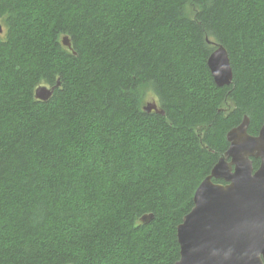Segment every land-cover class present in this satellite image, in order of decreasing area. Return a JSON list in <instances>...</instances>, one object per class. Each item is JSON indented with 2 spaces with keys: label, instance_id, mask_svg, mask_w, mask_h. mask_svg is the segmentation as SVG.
Segmentation results:
<instances>
[{
  "label": "trees",
  "instance_id": "trees-1",
  "mask_svg": "<svg viewBox=\"0 0 264 264\" xmlns=\"http://www.w3.org/2000/svg\"><path fill=\"white\" fill-rule=\"evenodd\" d=\"M0 23V264H174L226 133L262 124L264 0H0Z\"/></svg>",
  "mask_w": 264,
  "mask_h": 264
},
{
  "label": "water",
  "instance_id": "water-1",
  "mask_svg": "<svg viewBox=\"0 0 264 264\" xmlns=\"http://www.w3.org/2000/svg\"><path fill=\"white\" fill-rule=\"evenodd\" d=\"M62 43L75 54L67 36ZM206 63L218 87L231 83L233 72L222 45L216 46ZM52 91L53 87L40 84L34 97L47 101ZM142 108L163 114L154 100ZM248 126L244 116L226 133V151L198 184L193 205L176 228L179 257L174 264H264V114L256 135L248 133ZM253 159L259 160L256 169ZM152 217L144 214L139 222L147 223Z\"/></svg>",
  "mask_w": 264,
  "mask_h": 264
},
{
  "label": "rangeland",
  "instance_id": "rangeland-1",
  "mask_svg": "<svg viewBox=\"0 0 264 264\" xmlns=\"http://www.w3.org/2000/svg\"><path fill=\"white\" fill-rule=\"evenodd\" d=\"M152 98L151 97H146L145 99H144V103H143V106L145 105V104H147L148 102H151V101H153V100H151Z\"/></svg>",
  "mask_w": 264,
  "mask_h": 264
},
{
  "label": "flooded vegetation",
  "instance_id": "flooded-vegetation-1",
  "mask_svg": "<svg viewBox=\"0 0 264 264\" xmlns=\"http://www.w3.org/2000/svg\"><path fill=\"white\" fill-rule=\"evenodd\" d=\"M216 182H222L221 180H217Z\"/></svg>",
  "mask_w": 264,
  "mask_h": 264
}]
</instances>
